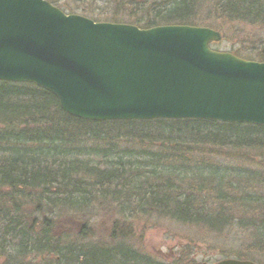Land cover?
I'll list each match as a JSON object with an SVG mask.
<instances>
[{
	"label": "trees",
	"instance_id": "trees-1",
	"mask_svg": "<svg viewBox=\"0 0 264 264\" xmlns=\"http://www.w3.org/2000/svg\"><path fill=\"white\" fill-rule=\"evenodd\" d=\"M47 1L94 21L140 28L194 25L206 6L220 20L264 23V0ZM258 60L264 61V51ZM199 145L264 149V125L205 119L91 121L65 113L54 95L32 83L0 81V264H159L120 241L126 230L116 235V219L106 234H99L104 240L93 241L97 236L87 214L94 210L104 216L110 204L119 214L169 215L212 230L238 228L255 249L264 250V195H248L253 204L243 197L252 204L246 218L235 213L230 207L246 175L241 172L238 182L230 176L237 171L225 176L216 168L205 171L202 163L188 167L192 146ZM185 179L192 186H182ZM197 196L217 200L218 209L206 211ZM72 218L83 222L79 230Z\"/></svg>",
	"mask_w": 264,
	"mask_h": 264
},
{
	"label": "water",
	"instance_id": "water-1",
	"mask_svg": "<svg viewBox=\"0 0 264 264\" xmlns=\"http://www.w3.org/2000/svg\"><path fill=\"white\" fill-rule=\"evenodd\" d=\"M220 39L206 26L142 29L68 14L47 0H0V81L32 83L85 120L264 125V62L209 47Z\"/></svg>",
	"mask_w": 264,
	"mask_h": 264
},
{
	"label": "rangeland",
	"instance_id": "rangeland-1",
	"mask_svg": "<svg viewBox=\"0 0 264 264\" xmlns=\"http://www.w3.org/2000/svg\"><path fill=\"white\" fill-rule=\"evenodd\" d=\"M216 1L218 3V0H211L212 3ZM86 10L97 11L96 8H86ZM215 12L217 11L211 6L202 7L193 20L194 25L207 26L221 34V40L211 43L210 46L213 49L233 53L242 59L258 60V56L264 51V23L220 20L214 14ZM128 146L135 147L136 150L142 149L134 145ZM192 154L194 157L188 160V167L194 168L201 166L202 163L206 168L205 171L216 168L222 171L220 175L225 176L228 175L227 172L237 171L230 176L235 177L238 182L242 181L241 172L246 175L243 179L245 185L238 188L240 191L235 195L238 198L237 202L230 207L236 210L235 213L246 218L253 204L248 195H264V167L261 160L264 149L235 148L231 145H199L192 146ZM93 161L96 162V160ZM191 182L190 179H185L182 186H192ZM172 184L175 185V182L172 181ZM255 185L262 188L258 189ZM197 197L203 199L202 207L206 211L213 213L218 209L217 200L211 199L210 196ZM243 197L248 198L252 204L243 202ZM102 204L106 205L105 202ZM222 206L223 209L229 208L224 204ZM108 208L110 210L104 216L100 214L98 216V212L95 213L94 210L87 214L91 218L89 227L92 229V235L97 236V238L92 237L93 241L100 238V235H104V232L106 234L109 223L116 219L119 230L116 235L121 234V229L126 230L124 238L120 241H125L132 249L159 264H211L220 259L235 258L237 254H243V260L264 264L262 252L264 250L255 249L252 239L246 235L243 236L238 228L221 227L212 230L205 225L198 226V224L177 221L169 215H153V213L133 215L130 212L119 214L117 208L113 209V204H110ZM71 220L75 221L73 223L75 230H79L83 222L79 218ZM58 231H61L60 228ZM58 231L56 230V233Z\"/></svg>",
	"mask_w": 264,
	"mask_h": 264
}]
</instances>
